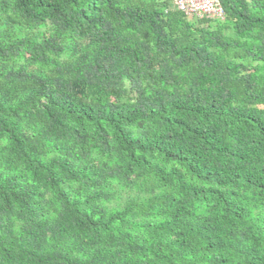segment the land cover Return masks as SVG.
<instances>
[{"label":"trees","instance_id":"trees-1","mask_svg":"<svg viewBox=\"0 0 264 264\" xmlns=\"http://www.w3.org/2000/svg\"><path fill=\"white\" fill-rule=\"evenodd\" d=\"M0 0V264H264V0Z\"/></svg>","mask_w":264,"mask_h":264},{"label":"built area","instance_id":"built-area-1","mask_svg":"<svg viewBox=\"0 0 264 264\" xmlns=\"http://www.w3.org/2000/svg\"><path fill=\"white\" fill-rule=\"evenodd\" d=\"M173 4L185 14L200 16H222L223 9L218 0H174Z\"/></svg>","mask_w":264,"mask_h":264},{"label":"clouds","instance_id":"clouds-1","mask_svg":"<svg viewBox=\"0 0 264 264\" xmlns=\"http://www.w3.org/2000/svg\"><path fill=\"white\" fill-rule=\"evenodd\" d=\"M174 1V0H173ZM219 1V0H218ZM220 2V1H219ZM221 4V3H220ZM173 5V7L174 8H176V6L174 5V4H172ZM222 6V5H221ZM176 9H178V8H176ZM222 9H223V15L222 16H215V17H212V16H206V15H204V16H200V15H191L192 17H195V18H220V19H222V18H224V16H225V11H224V8L222 7ZM179 10V9H178ZM181 11V10H180ZM189 16V15H188Z\"/></svg>","mask_w":264,"mask_h":264}]
</instances>
